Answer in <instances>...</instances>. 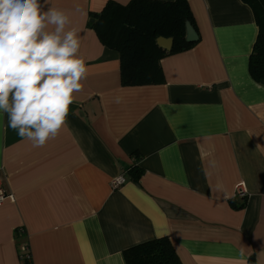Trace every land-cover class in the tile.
I'll return each instance as SVG.
<instances>
[{"label": "crops", "instance_id": "0c3cea01", "mask_svg": "<svg viewBox=\"0 0 264 264\" xmlns=\"http://www.w3.org/2000/svg\"><path fill=\"white\" fill-rule=\"evenodd\" d=\"M107 1L48 0L70 16L88 66L60 134L33 148L0 113L11 195L0 205V264H24L23 243L31 264H125L123 250L157 237L182 264H264V84L248 72L251 9L188 0L198 40L160 60L163 83L122 86L119 53L88 26ZM241 183L246 196L234 197Z\"/></svg>", "mask_w": 264, "mask_h": 264}, {"label": "clouds", "instance_id": "9594fccd", "mask_svg": "<svg viewBox=\"0 0 264 264\" xmlns=\"http://www.w3.org/2000/svg\"><path fill=\"white\" fill-rule=\"evenodd\" d=\"M80 49L70 16L48 0H0V113L33 148L60 134L85 87Z\"/></svg>", "mask_w": 264, "mask_h": 264}, {"label": "trees", "instance_id": "16d2710c", "mask_svg": "<svg viewBox=\"0 0 264 264\" xmlns=\"http://www.w3.org/2000/svg\"><path fill=\"white\" fill-rule=\"evenodd\" d=\"M241 1L251 9L258 29L248 58V72L255 82L264 84V0ZM90 16L88 26L103 45L120 55L122 86L163 83L160 60L194 44L185 39V22L196 28L188 0H130L126 4L108 0L99 13ZM159 37L172 39L170 50L157 44ZM130 173L138 182L142 170L133 166ZM15 233L17 237L24 235L19 229ZM122 254L125 264H182L167 237L141 242Z\"/></svg>", "mask_w": 264, "mask_h": 264}, {"label": "built area", "instance_id": "2783aa9c", "mask_svg": "<svg viewBox=\"0 0 264 264\" xmlns=\"http://www.w3.org/2000/svg\"><path fill=\"white\" fill-rule=\"evenodd\" d=\"M124 183V179L123 176L119 175L116 178L111 180V187L113 189L118 188L119 186H121ZM241 197L244 198L246 196V191L244 189L243 184H239L237 185L235 192H234V197ZM11 195L6 193L2 186H1V181H0V205L6 200V199H10ZM21 232H23V229H19ZM19 258L20 260L24 263V264H31V256H30V252H29V248L27 243H23L20 245L19 247Z\"/></svg>", "mask_w": 264, "mask_h": 264}, {"label": "water", "instance_id": "95a60500", "mask_svg": "<svg viewBox=\"0 0 264 264\" xmlns=\"http://www.w3.org/2000/svg\"><path fill=\"white\" fill-rule=\"evenodd\" d=\"M185 39L189 43H193L198 40L197 32L195 31V29L191 26V24L188 21L185 22ZM163 42H168L169 47L163 46ZM172 42L173 41L171 38L159 37L157 39V44L165 50H169L171 48Z\"/></svg>", "mask_w": 264, "mask_h": 264}]
</instances>
